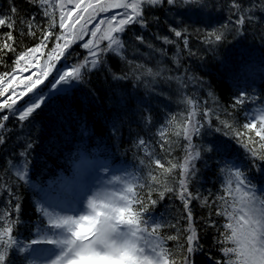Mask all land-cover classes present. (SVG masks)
I'll return each mask as SVG.
<instances>
[{
  "label": "snow or ice",
  "instance_id": "snow-or-ice-1",
  "mask_svg": "<svg viewBox=\"0 0 264 264\" xmlns=\"http://www.w3.org/2000/svg\"><path fill=\"white\" fill-rule=\"evenodd\" d=\"M36 5L44 18V24H37L36 17L27 21L21 19V34L37 39L32 47L18 51L15 36L12 31L4 35L0 43V52L15 56L10 71L0 73V146L7 143L8 136L4 133L7 121L15 117L20 123L29 121L33 115L46 103L40 86L59 90L60 86L71 82H82L84 70L94 71L104 63L109 53H115L124 58L125 41L123 35L130 26L139 25L147 28L148 13L151 9L168 6V11L175 8L191 10L198 6L200 10L208 5L206 0H30ZM12 4L13 0H9ZM251 7H245L241 0H229L227 5L230 15L219 27L203 33V43L210 47L219 45L227 40L228 34L234 32L243 34L246 23L253 19V13L259 11L264 14V0L254 3L249 0ZM57 10H59L57 22ZM115 10V11H114ZM11 14L18 9L10 8ZM264 18V16H262ZM11 19V17H10ZM158 22V17L155 18ZM15 29L16 22H8L0 18V26ZM59 32H56V29ZM169 31L183 40L184 48L189 55H195L188 47L187 29L179 30L169 27ZM200 30H197L199 34ZM39 32V35H37ZM86 37H88L86 39ZM135 41L146 43L144 36H135ZM165 44L174 41L167 36L157 37ZM80 42L87 55L83 61L61 70L57 62L67 58L73 45ZM106 42V43H105ZM51 43V47H49ZM149 48L153 46L148 44ZM46 57V59H42ZM3 57H0L2 60ZM173 63L180 66L179 58ZM139 68L140 66L137 65ZM55 69V72L53 70ZM25 73H29L25 75ZM146 75L159 76L160 72L147 69ZM186 75V74H185ZM114 79H127V75L114 76ZM136 79H140L139 76ZM168 80H176L181 87L185 81L182 76H169ZM197 78L187 76L188 82ZM47 81V83H46ZM209 97H215L209 92ZM23 101V103H18ZM256 103L257 98L241 92L233 101L232 108L243 106L246 102ZM188 106L186 115H182L181 122L172 132L177 138L185 142L181 146L184 150L182 160L175 157L165 162L148 148V142L138 138L136 146L144 150L148 159L149 183H141L139 189L147 188V193L141 196L135 178L113 174L108 180L110 187L97 189L86 195V207L78 214H59L50 211L48 206L37 202L36 210L41 214L40 226L36 228L35 238L24 244L17 235L22 223L20 212L22 205L16 188L7 181L0 185V193L7 196L4 203L0 196V264H23L32 252L42 257L39 261L31 258L28 264H192L191 255L199 245V236L190 205L193 200H200L217 217L224 218L222 225L212 219H206L209 228L218 232L216 243L220 246L221 258L215 264H264V191L258 194L257 187L248 178L244 170L236 165H226L220 171L225 173L222 183L223 194L215 197L211 202L208 197L201 199L199 194L190 191L192 177L197 173V160L203 158L204 153L220 152L227 154L230 145L225 143H211L208 146L195 144L194 138L201 137L205 128H212L213 109L198 106L193 97H184ZM207 102L205 101V104ZM229 117L231 113L226 112ZM202 117V119H201ZM147 125L152 123L151 113L142 117ZM219 126L214 131L227 130L225 135H231L251 158L253 167L264 172V167L257 165V160L264 161V107L253 108L245 117L246 122L240 127L228 119L215 117ZM177 120L172 116L166 126H162L157 135L161 153L171 156L174 141L169 139V128ZM113 133L118 131L115 123ZM254 134V135H253ZM258 138V139H257ZM33 142L29 139L16 159L7 161L11 176L15 182L29 184V170L33 162L29 157L33 149ZM141 164L145 160L140 161ZM152 165L159 170V175L152 174ZM179 169V179L175 170ZM165 177V179H161ZM167 177L175 180V185L169 183ZM158 186V187H157ZM162 189V190H160ZM158 191V199L152 198V193ZM167 194H174L183 205L186 215L175 222L163 216L153 218L148 215L155 208L159 200ZM137 208L139 210H137ZM47 218V224L44 219ZM185 220L187 226L179 227L180 221ZM162 228L175 230V234L164 235ZM174 242V248L167 246ZM49 245L50 248L36 246ZM175 249H179L177 252ZM179 256V260L176 257Z\"/></svg>",
  "mask_w": 264,
  "mask_h": 264
},
{
  "label": "trees",
  "instance_id": "trees-1",
  "mask_svg": "<svg viewBox=\"0 0 264 264\" xmlns=\"http://www.w3.org/2000/svg\"><path fill=\"white\" fill-rule=\"evenodd\" d=\"M241 2L245 7H251L249 0H241ZM253 2L257 3L258 0ZM228 4L229 0H213L211 4L207 3L208 6L203 10L194 6L191 10L180 7L168 11L167 5L151 9L147 16L149 21L147 28L132 25L124 33L123 40L126 43L123 59L115 53L107 54L102 66L94 71L84 70L83 81L75 82L65 91L49 95L50 85L40 86L46 99L42 108L24 123H20L15 117H11L6 122L4 133L8 136V140L5 145L0 146V185L7 181L10 186L16 188L22 205L20 212L22 223L17 230L20 241L28 244L34 238L36 228L40 226L41 219L35 206L38 194L33 185L30 188V184L15 182L14 177L11 176V171L14 169L9 168L7 161L9 158L16 159L29 139L34 145L29 157L34 165L31 168L33 179L54 177L60 170L65 169L70 154L80 146L83 149L97 147L112 161L128 163L132 169L139 172V184H147L149 183L148 159L144 155V150L138 148L135 142L138 138H143L145 141L151 139L148 143L153 141L157 150L155 153L165 162L166 167L168 159L175 157L177 160H182L184 150L181 145L185 142L182 138L172 135V132L175 131L176 124L181 122L182 115H186L189 110L184 102L186 96L198 101L201 109L205 107L213 109V127L205 128L204 134L195 137L193 142L202 146H208L210 142L231 146L227 154L204 153L203 158L197 160V173L191 179L190 191L193 195L199 194L201 199L208 197L210 202L220 195L215 191V182L221 183L219 177L221 155L241 156L245 149L231 135H225L227 130L214 131V128L219 126V121L215 117L219 115L221 119H228L236 127H240L246 122L245 117L253 103L248 101L245 105L233 109L235 98L241 92H246L249 96L257 98L256 103L264 99V18H262L264 14L254 10L253 16L257 18L246 23L243 34L231 32L227 40L212 47L203 43V33L219 27L230 15ZM11 7L17 8L18 12L11 14ZM32 17H36L37 24L45 23L40 9L30 0H13L12 4L9 0H0V18H5L8 22H16L14 30L6 25L0 26V43L4 35L12 31L18 51L34 46L38 40L22 35L19 23L21 19L27 21ZM157 17L158 22L155 19ZM170 26L179 30L187 29L188 47L195 55L188 54L183 40L176 38L169 31ZM197 30H200L199 34ZM55 31L59 32V29ZM141 34L146 41L144 44L134 39ZM158 36L161 38L167 36L174 43L165 44L162 39H157ZM148 44L153 47L149 48ZM86 55V50L78 42L73 45L66 59L62 58L63 60L57 62V67L61 69L74 65ZM0 57H3L0 60V73L10 71L15 56L0 52ZM176 57L180 61L179 67L173 63ZM137 65L140 67L138 68ZM147 69L160 72V75H146ZM125 74L127 79L113 78ZM137 76L140 79H136ZM169 76H182L185 81L183 87L176 80H168ZM187 76L197 79L188 82ZM209 92L213 94L215 101L209 97ZM149 112L152 123L147 125L142 117ZM226 112L232 115L229 117ZM172 116H176L177 120L172 125H167L168 136L169 139L178 140V143L172 145L171 156L166 157L160 151V142L154 137L158 125L163 123L166 126V122ZM113 123L118 129L115 134L112 130ZM247 156L248 154L244 155L245 158ZM142 159L145 160L144 164L140 163ZM249 159L251 160L250 157ZM255 163L264 167V161L257 160ZM178 173L179 169L175 170L176 179H179ZM261 173L263 172L260 171V175ZM152 174L159 175L155 165H152ZM167 179L169 183L175 185V180L171 177ZM41 180L38 183H41ZM136 190L141 196L147 193V188L141 190L137 186ZM0 196L6 203L7 196L2 193ZM152 198L158 199V191L152 193ZM190 207L200 245L195 253L190 254L192 264H215L222 255L220 246L216 243L219 234L216 229L209 228L205 220L210 218L222 225L224 218L215 216L214 210L210 214L209 208L203 206L200 200H193ZM148 215L151 217L155 215V218L163 216L174 223L186 213L183 212L182 202L175 198L174 194H167ZM186 226L187 222L181 219L179 227ZM161 232L164 235L175 234V230L167 228H162ZM167 246L174 248V242H168ZM175 250L179 252V249ZM25 256L23 264H28V254ZM18 257L19 254L17 264H19ZM176 259L179 260V256Z\"/></svg>",
  "mask_w": 264,
  "mask_h": 264
},
{
  "label": "rangeland",
  "instance_id": "rangeland-1",
  "mask_svg": "<svg viewBox=\"0 0 264 264\" xmlns=\"http://www.w3.org/2000/svg\"><path fill=\"white\" fill-rule=\"evenodd\" d=\"M212 1L213 0H206V3H208V4H211L212 3ZM53 2H55V0H53ZM115 11V10H114ZM59 15V10H57V16ZM253 18H257L256 16H253ZM86 38H88V37H86ZM106 43V42H105ZM84 58L85 57H83L80 61H83L84 60ZM42 59H46V58H42ZM61 60H63V59H61ZM60 62V61H59ZM72 65H70V66H65V67H63V68H61V70H67V68L68 67H71ZM53 72H55L54 70H53ZM27 74H29V73H25V75H27ZM75 83V81L74 82H71V83H69V84H65V85H62V86H60V88H59V90H53V89H51V92L49 93V95L50 94H53L54 93V91H65V90H67V89H69L70 88V86L72 85V84H74ZM3 98H0V100H2ZM19 103V102H18ZM261 107H264V101H262V105H261ZM166 121V120H165ZM162 126H164V124L163 123H160L159 125H158V128H157V132H158V130L162 127ZM97 165V167H99V166H103V165H105V163H97L96 164ZM77 171H79V170H77ZM100 172V171H99ZM74 173V172H73ZM72 173V174H73ZM101 173V177H97L96 178V184L98 185V187H97V189H101V188H107V187H110L109 185H108V180L111 178V176H112V174L110 175V176H108L107 174L109 173V171H106V172H100ZM102 174H105V175H102ZM123 176H128L129 178H135V181H136V174L135 173H133L132 174V172H130V173H124V174H122ZM103 176H105V177H103ZM86 177V176H85ZM89 182H91L90 180H89V178H87L86 180H82V179H80V177L78 176V175H73V176H69V177H67V179L65 180L64 179V183H63V185H61L60 186V190H62L63 192H64V197L66 198V200L67 201H69L70 203H66V202H64V204L62 205L61 203L59 204L58 203V201H57V203H56V205L57 206H63L64 208H65V210H67L66 212H61V211H57V210H54V209H50L49 208V210L50 211H54L55 213H59V214H69V215H71V214H78V213H81L83 210H84V208L86 207V200H85V197H86V195L87 194H85L84 192L82 193V194H79V191H82V189L83 188H85L86 186H90L89 185ZM82 186V188L81 189H79L78 190V188L79 187H81ZM71 190H73L74 192L75 191H78V195H77V199H74L73 197H70L69 195H71ZM92 191V190H91ZM92 192H94V191H92ZM92 192H89V193H92ZM88 193V194H89ZM56 202V200H54V202L53 203H55ZM70 207L72 208V209H70ZM69 209V210H68ZM64 211V210H63ZM71 211V212H70ZM153 216H155V215H153ZM156 217V216H155ZM45 220L47 221V218H45ZM37 247V246H36ZM39 247H42V248H50L51 246H49V245H40ZM39 247H37V248H39ZM33 254H34V256H33V258H35V259H37L38 261L40 260V259H42V257L41 256H39L38 255V253H35V252H33ZM39 256V257H38ZM38 257V258H37Z\"/></svg>",
  "mask_w": 264,
  "mask_h": 264
}]
</instances>
